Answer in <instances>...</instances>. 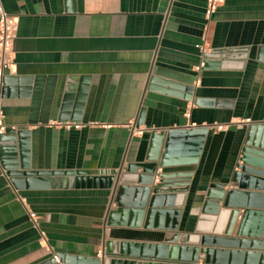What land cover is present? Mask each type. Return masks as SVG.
<instances>
[{
  "label": "crops",
  "instance_id": "crops-1",
  "mask_svg": "<svg viewBox=\"0 0 264 264\" xmlns=\"http://www.w3.org/2000/svg\"><path fill=\"white\" fill-rule=\"evenodd\" d=\"M0 4L17 19L14 70L0 76L2 123L28 133L32 170L123 175L144 162L152 131L208 126L197 163L166 169L191 173L182 207L180 200L163 199L147 229L144 220L134 227L130 217L108 225V212L117 208L112 188L17 190L0 163V264H41L52 257L61 264L57 255L90 264L108 258V242L262 252L235 242L182 244L178 236H196L198 226L200 236L208 234L200 220L215 202L208 194L220 185L238 190L231 180L246 128L264 123V0H224L209 20L205 0ZM204 41L205 53L215 52L212 59L204 60L197 47ZM5 76L13 83L4 85ZM65 122L82 127L57 125ZM242 213L229 237L210 236L235 239ZM246 225L257 227L252 220ZM171 228L176 239L166 243Z\"/></svg>",
  "mask_w": 264,
  "mask_h": 264
},
{
  "label": "water",
  "instance_id": "water-1",
  "mask_svg": "<svg viewBox=\"0 0 264 264\" xmlns=\"http://www.w3.org/2000/svg\"><path fill=\"white\" fill-rule=\"evenodd\" d=\"M214 56L215 52L204 53L203 59H212ZM12 83L13 79L4 77V85ZM190 99V95L186 97V100ZM76 100L80 101L78 98ZM194 104L200 106L198 100H194ZM77 117L73 115L72 120H78ZM207 129L208 126H191L159 133L152 131L144 162L129 166L123 175H119V172L97 175L79 171L32 170L29 164L28 133L7 129L0 134V163L17 190L112 188L117 208L108 212V225L124 223L125 218L130 217L131 223H135L134 227H141L144 220L143 228L147 229L151 227L154 215L160 213L157 205L163 199L180 200L177 208L182 207L191 173L166 169L196 164ZM243 143L240 163L231 180L232 186L238 190L224 191V186L220 185L216 187L220 189L219 192L215 195H211V192L208 194V199H215V202L208 203L209 211L204 209L200 216V220L208 226V234L200 236L198 226L196 236L185 235L178 238L182 240V244L191 243L202 247H210L213 241L235 242L262 252L108 242L105 251L108 258L89 261L90 264H196L199 258L203 260V264H264V193H260L262 190L264 192V123L249 124ZM137 170H141V173H137ZM220 203L222 210L219 208ZM240 209H243V213L235 239L210 236L213 233L229 237ZM170 213L178 215L180 212L173 210ZM250 220L257 225L255 229H248L246 223ZM226 221L228 229L223 232ZM175 230L168 229L164 242L176 239V235L172 234ZM56 258L61 264L84 262L62 255H57ZM175 259L183 260L176 262ZM54 261L52 257L41 264H54Z\"/></svg>",
  "mask_w": 264,
  "mask_h": 264
},
{
  "label": "built area",
  "instance_id": "built-area-1",
  "mask_svg": "<svg viewBox=\"0 0 264 264\" xmlns=\"http://www.w3.org/2000/svg\"><path fill=\"white\" fill-rule=\"evenodd\" d=\"M224 3V0H205V19L209 20L211 16L216 12V10ZM17 31V19L9 15L3 9L0 4V76L3 74H11L14 70V52H13V41L16 37ZM199 51L204 54L206 50L205 41L197 46ZM189 116L188 113L185 115ZM3 112L0 109V134H2L6 128L2 123ZM57 125L64 127L65 129H79L82 127V124L78 123H58ZM216 130H223V126L216 125L214 126ZM143 130H133L134 135H141ZM28 216L32 221L33 225L37 227L36 217L31 212L28 211ZM39 230V229H38ZM39 235L44 245H47V240L45 234L39 230Z\"/></svg>",
  "mask_w": 264,
  "mask_h": 264
}]
</instances>
